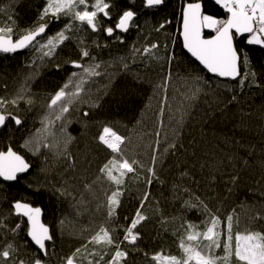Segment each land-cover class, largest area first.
I'll use <instances>...</instances> for the list:
<instances>
[{"label":"snow or ice","instance_id":"1","mask_svg":"<svg viewBox=\"0 0 264 264\" xmlns=\"http://www.w3.org/2000/svg\"><path fill=\"white\" fill-rule=\"evenodd\" d=\"M209 2L214 6L211 13L206 11L205 0H177L179 29L171 41L173 46L180 45L181 55L175 50L169 53V45H161L159 40L143 46L133 44L132 63L139 57L155 61L156 67L143 75L133 73L128 57L121 56L118 71L123 79L120 80L115 72L108 71L112 63L91 53L88 37L98 48L110 47L109 42L125 44L132 29L140 31L142 13L145 17L149 13L155 16L169 6L170 0H128L125 5L115 0H44L37 20L27 27L20 28L13 14L0 20V54L14 55L26 49L35 53L32 62L26 65L31 72L25 83L12 96H0V132H16L26 127L20 105L32 109L35 98L27 80L37 75L41 66L67 73L64 82L46 95L39 126L23 138L20 147L28 155L15 150L11 143L0 149V186L3 182L32 177L19 197L7 201V214L0 213L3 237L0 264H52L53 259L56 264H133L132 252L141 251L140 229L151 220L145 208L156 199L151 188L155 183L167 185L169 177L173 198L179 199L180 209L194 211L201 219L197 223L181 216L183 231L179 235L173 233L177 236L179 254L163 248L144 251V264H264V210L251 215V223L241 229L240 209L246 205L216 207L211 203L212 197L201 195L197 191L201 182L196 179L197 141L193 136L185 145L183 139L189 125L206 126L217 113L224 115L239 104L245 87L264 91V0ZM48 17L57 24L63 21V27L49 34L52 21ZM171 23V19L164 17L152 24L151 31L166 33ZM73 33H87V36L77 39L76 48L56 62L67 42L72 41ZM162 48L164 55H159ZM255 50H259V59ZM104 78L103 87L93 96V86ZM177 81L185 87L179 90V96L169 95ZM149 88L152 95L147 97L149 103H145ZM209 92L215 96L216 103H210L197 121L199 101ZM151 100H156L153 127L138 132L137 128L145 123V110L153 108ZM85 103L88 110L79 107ZM105 105L109 112L113 106L121 111L131 107L134 125L125 124L127 131L121 132L110 120L99 122L94 140L107 155L98 164L91 182L85 180L77 189L68 179L75 178L77 168V157L71 150L76 140L69 131L71 117L73 112H82L79 122L87 128L91 110H102ZM261 112L264 113V108ZM166 129L172 131V138ZM181 156L185 159L181 160ZM169 158L172 163L166 171ZM233 160L235 157L230 156L228 164L223 166L229 194L241 180L238 171L228 172ZM248 163L244 161L245 165ZM260 165L264 167V159ZM213 167L220 170L214 160L199 163L200 170ZM53 172L63 175L57 180ZM208 176L211 178L208 187L213 188L217 178L212 171ZM129 181H136L140 189L135 197L138 203L131 214L121 218ZM35 197L41 201L48 197L57 204L71 198L75 217L89 214L95 221L98 214L99 223L81 224L77 232L69 233L81 242L68 253L59 254L55 250L56 231L65 235L66 218H57L55 228L43 223V209L35 206ZM215 199L220 204L227 203V197ZM166 222L167 217L161 216L160 223ZM22 234L23 239H19Z\"/></svg>","mask_w":264,"mask_h":264},{"label":"trees","instance_id":"2","mask_svg":"<svg viewBox=\"0 0 264 264\" xmlns=\"http://www.w3.org/2000/svg\"><path fill=\"white\" fill-rule=\"evenodd\" d=\"M115 2L125 5L128 3V0H115ZM43 4L44 0H0V20H6L8 14H13L20 28L27 27L37 20L38 13ZM176 6L177 0H170L169 6L155 16L149 13L145 17L142 13L140 17V31L138 32L135 28L132 29L127 34L125 44L109 42L110 47L98 48L94 43H91V37L89 36L88 41L91 53L99 60L113 64V67L108 69V71L115 72L117 80L123 79L122 73L118 71L121 67L119 62L121 56L128 57L133 73L143 75L146 72H151L152 68L156 67L155 61L139 57L135 63H132L130 49L133 44L143 46L145 43L159 40L161 45L164 43L169 45V53L175 50L176 54L180 56L182 52L180 45L173 46L171 41V37L177 35L179 29V20L176 18L178 16ZM205 8L210 13L214 11V6L209 0H205ZM164 17L172 20L168 31L162 34L152 32V24L161 21ZM47 19L52 21L51 17ZM63 25V21L59 24L52 21L49 34H54ZM71 35H73L72 41L67 42L63 52L56 57V62H61L65 58L64 53H67L70 49H75L77 39L87 36V33H73ZM103 43L104 41L101 40V44ZM26 52L27 50L11 56L0 55V96H12L25 83L31 72L30 69L26 68V65L31 63L30 60L22 61L21 59ZM254 54L257 59L260 58L259 50H255ZM159 55H164L163 48L160 50ZM66 75L67 73L63 69L57 72L54 67L45 65L39 68L37 75L31 80H27L28 88L35 98V103L31 110H28V106L23 103L20 105V114L26 117V127L16 132H0V149H6L11 143L15 150L28 155L20 147L23 143V138L34 127L39 126V116L44 111L46 95L60 86L64 82ZM105 82L106 78L97 80V83L93 86V96L96 95L98 89L103 87V83ZM184 87L185 85L182 82H175L174 87L169 90V95L175 94L179 96V90ZM221 94H223V90H221ZM151 95L152 92L149 88L148 93L144 97L145 103H149L147 97ZM150 103L153 108L145 110L143 114L145 123L142 127L137 128L138 132L151 130L153 127L152 117L156 100H151ZM210 103L213 105L216 103V98L212 92H209L206 97H201L199 101L200 107L197 109V121H199L200 116L203 115V111L209 107ZM79 107L88 110L86 103ZM261 108H264V91L254 86L245 87L244 95L239 104L232 106L224 115L217 113L216 118L206 126L197 127L194 124L189 125L183 133L185 145L189 143L193 136L195 137L197 143L194 147L199 158V163H203L205 160H214L216 166L220 167L219 171H215L214 167L200 170L199 163L197 164L196 179L201 182L197 191L201 195L212 197L211 203L216 207L230 208L240 204L246 205V207L240 209L241 229L251 223L249 219L251 215H254L257 211L264 210V167L260 165V161L264 159V113L261 112ZM247 113H250V115ZM81 115L82 112H73L71 117L73 122L69 127V131L76 137V140L71 145V150L77 157V168L74 173L75 178L73 179L72 176H69L68 179L77 189H79L85 180L91 182L95 176L98 164L104 161L107 155L102 146H98L94 140V136L99 131V122L110 120L118 125L121 132L127 131L124 127L125 124L129 125V127L134 125L131 107L125 111H121L113 106L109 112L108 106L105 105L102 110H91V117L88 119L87 128H85L82 122H79ZM137 118H139V114H137ZM166 131L169 138H172V131L170 129H166ZM236 141H239V143L237 144ZM248 145H252V147L250 148ZM191 152L192 149L190 148L189 156H191ZM230 156H234L235 160L232 161L233 166L228 168V172L238 171L241 174V180L238 186L233 188L231 194L227 191L225 185L227 174L223 170V166L228 164ZM180 159L183 160L185 158L181 156ZM85 160L91 163H85ZM245 160L249 161L247 165L244 164ZM171 163L172 159L169 158L165 164L166 171ZM209 171H212L213 175L217 178V182L213 188L208 187L211 183V178L208 176ZM61 175H63L62 172L52 173L53 178L57 180L60 179ZM29 179H32V177H25L19 182L12 184L11 187L6 184L0 186V213L7 214L9 207L7 201H10L14 197H19L23 193ZM168 179L169 183L167 185L161 186L159 183H155L151 188L156 199L152 200L145 208V213L151 220L140 229L143 237L139 241L141 251L132 252L131 260L133 264H144V251L151 252L152 250L163 248L165 251L179 254L176 246L177 236L173 235V233L179 235L183 231L180 217L183 216L187 220L197 223L201 219L194 211H183L180 209L179 199L173 198L172 178L169 177ZM129 185L130 189L126 194L124 207L120 210L121 218L125 214H131L133 207L138 203L135 199L140 191L137 182L129 181ZM217 196L227 197V203L220 204L215 199ZM70 201L71 198H69L68 202L57 204L55 201L50 202L48 197H44L42 201L40 197L33 198L35 206L42 207L43 209V221L46 225L55 228L54 221L57 218H66L65 235L61 236L58 229L56 231L55 250L59 254L68 253L81 242L80 238H74L68 235L69 233L77 232L81 224L88 226L93 223H99L98 214L95 221H93L92 216L89 214L75 217L74 208ZM157 201L159 204H157ZM161 216L167 217V222L163 225L160 223ZM173 217H176V219H173ZM77 220L80 223H77ZM19 239H23V234ZM2 240L3 237L0 236V241ZM52 264H56L55 259H53Z\"/></svg>","mask_w":264,"mask_h":264},{"label":"rangeland","instance_id":"3","mask_svg":"<svg viewBox=\"0 0 264 264\" xmlns=\"http://www.w3.org/2000/svg\"><path fill=\"white\" fill-rule=\"evenodd\" d=\"M34 57H35V53L30 50H27L26 54H24V56L21 59L22 61L30 60V62H32Z\"/></svg>","mask_w":264,"mask_h":264},{"label":"water","instance_id":"4","mask_svg":"<svg viewBox=\"0 0 264 264\" xmlns=\"http://www.w3.org/2000/svg\"><path fill=\"white\" fill-rule=\"evenodd\" d=\"M27 50V49H26ZM23 51H25V50H23ZM23 51H21V52H18V53H16V54H14V55H17V54H20V53H22ZM1 56H6V55H3V54H0ZM7 56H11V55H7ZM15 182H3V184H6V185H12V184H14ZM41 219H42V222L44 223V221H43V213H42V217H41ZM26 221V220H25Z\"/></svg>","mask_w":264,"mask_h":264}]
</instances>
